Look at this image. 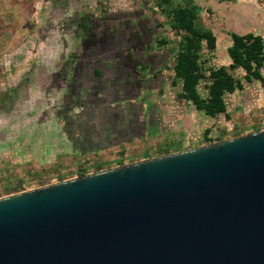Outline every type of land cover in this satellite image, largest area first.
I'll use <instances>...</instances> for the list:
<instances>
[{
	"label": "water",
	"instance_id": "obj_1",
	"mask_svg": "<svg viewBox=\"0 0 264 264\" xmlns=\"http://www.w3.org/2000/svg\"><path fill=\"white\" fill-rule=\"evenodd\" d=\"M0 264H264V131L1 198Z\"/></svg>",
	"mask_w": 264,
	"mask_h": 264
},
{
	"label": "crops",
	"instance_id": "obj_2",
	"mask_svg": "<svg viewBox=\"0 0 264 264\" xmlns=\"http://www.w3.org/2000/svg\"><path fill=\"white\" fill-rule=\"evenodd\" d=\"M12 1L17 10L20 8L21 10L27 11L29 14H31L30 10L33 11V9L30 7L31 0L30 2L29 0ZM92 1L96 2L97 0ZM118 1L120 4V12L124 8V5L127 6V9L129 10L128 13L131 14L129 20L131 24H133V26L135 24H139V22H141V24H149L147 28L148 30H146L148 42L146 44L145 40L144 44H146V46L149 45V50H151V52L147 49V51L145 50L142 56L133 55V58L131 59L133 62H136L134 64L136 67V72L138 70L144 72V75L140 80L143 81L142 84H148V88L143 91L142 94L135 98L119 97L117 95L112 96L111 98H108V96L103 97L102 93L104 92V90H107L108 88L112 89L111 87L113 86L117 89L125 91V87H121L125 84H129L134 81L132 80V71L125 62L126 58L122 53L113 54V56H107L106 54H110L112 50L111 47H109V52H103V54H100V40L97 39L94 42L93 39H86V46L92 44V46L95 47L96 51L94 53L89 52L85 54L83 53L82 49H80V47H76L74 51L69 52L68 55L66 54L60 60L59 58L53 59L54 65L58 64L59 67L60 65L66 64L67 66L65 69L64 77L63 75L60 78H58L57 75L53 77L55 81H58L59 79V81L63 80L64 82L62 83V85H59V87L57 86L56 89H54L55 93H60L61 95L63 94V92H65V90L72 92L80 90V92L78 91L80 94L76 93L72 97H70V100L72 101V110L70 115L72 117H75V119L76 117L81 119L83 116L86 115L85 112L89 114L87 110H94L95 114H98L99 116H103V114L114 115L116 118L115 124H117L120 123V119L122 118H131L133 110L137 109L138 107L143 112L144 132L142 134L141 132H139L138 134H131L128 136L123 132L125 130H122L120 126H115L114 124V127H108L105 125V122H103L101 126L98 125V128L103 129L104 134L108 132V135H110V138H108L107 142L108 145H100L94 147L91 150L88 149L86 150V152L78 155H95L106 151L111 152L117 148H128L134 144H138L139 142H145L148 140L149 134L151 132H154L155 129H157L158 125L166 122L167 118L172 119L170 120V125H174L175 127H177L179 131H176L178 133H180V131H186V133L190 136L191 134H193V131L205 127L207 128V130H205L206 135V132L209 129H214L216 125L214 126V124H205L203 126H195L194 120H199V117L201 118L202 122L208 121L210 119H216L207 117L203 113H200L196 110H192L191 112L189 111V109L187 110V106L190 105V103L185 101V99L181 97V83L178 85H173V74L171 71V67H173L174 65V51L169 49L173 46V44L171 43L168 47H159L156 43L159 39L162 38V36H167V38L172 39L171 41H173L174 39L171 38L170 34H168L169 23L166 14L162 13V10L164 8V5H160L162 0ZM170 1L174 5H192L200 10V24H202V26L206 29L213 31L218 37L219 46L215 52L216 63H218L217 59H219L220 56L219 50L221 44L224 42V40L217 31V27H222L224 29L225 36L227 38L226 42L228 43L226 47L227 51L225 54V59L227 60V63L225 65L223 64L220 66H228L231 63V60L228 56V48L230 44H232V33L243 35L253 32L255 34H260L264 37V29H260V25L264 24V7L261 6L259 0H233L232 2L231 0ZM35 2L36 10H34L31 14L30 21H32V24H36V26L32 28L34 30L32 31V34H30L31 36L27 40H25V44H23L24 42H21L23 41L22 35L20 36L19 40H7L9 37L5 36V32L0 35L2 38L0 39V63L4 65L7 60V57L13 55L12 69H9L8 72H2V74H4L5 76L3 80L0 81V93L12 87L10 86L11 81H16L15 84L17 82L19 83V80L21 81L22 77L24 76L21 71L24 70L20 71L19 64L30 60L32 56L31 51L33 50L30 41L36 39L39 29L41 28L42 24L45 23L44 16L46 14L45 12H47V4L49 0H36ZM226 3L228 6L226 5ZM10 4L11 0H0V24L2 23V19H5L7 14L9 13L10 10L8 9V7H10ZM234 6H238L236 8L238 10L233 12V14L231 15L230 9L232 10V7L234 8ZM226 17H228L229 20ZM27 22L29 21L26 20L25 24H27ZM119 25L121 26V24H118V26L116 25V28H119ZM134 27H136V25ZM16 40L21 42L20 47H22V49H25V46H28L30 48V52H26L27 57L24 59L21 58L22 56H20L19 54L21 53V51L19 52V49L13 54H9L6 52L8 46H12L17 43ZM118 40L119 39L117 38L116 41L119 43ZM107 41L110 42L109 39H107ZM135 41L136 40L134 38L131 43L135 44ZM152 50L155 52H152ZM1 69L2 68H0V72ZM126 73L129 75H127ZM57 74H59V72ZM123 76L124 78L123 80H121V77ZM127 80H129L130 82H128ZM52 85L55 87L56 84ZM232 95H235V93ZM230 96L231 95L227 96L228 101L230 100ZM177 107H180L181 109L184 108L182 114L177 113ZM117 112H120V116L116 115ZM96 128L95 132L97 133ZM181 136L184 137L183 134H181ZM165 140H167V138ZM209 143L213 142H209V140H206V142L200 143L194 147H189L185 149L182 148L181 151L196 148ZM166 148L173 149L175 147L166 146L161 150V152ZM149 158L153 157L148 156L139 160H134L131 163Z\"/></svg>",
	"mask_w": 264,
	"mask_h": 264
},
{
	"label": "flooded vegetation",
	"instance_id": "obj_3",
	"mask_svg": "<svg viewBox=\"0 0 264 264\" xmlns=\"http://www.w3.org/2000/svg\"><path fill=\"white\" fill-rule=\"evenodd\" d=\"M47 5L45 23L39 29L36 39L30 41L33 48L32 56L27 62L19 64L20 71L24 70L21 71L24 76L19 83L15 84L16 81H11L12 87L1 92L0 150L13 148L19 144L23 147L61 145L63 151L82 154L88 149L108 145L110 135L108 132L104 134L103 129L98 128V125L101 126L105 122L106 126L114 127L116 118L111 114L99 116L94 110H87L89 114L85 112L86 115L81 119L72 117L70 97L76 93L80 94V90L76 92L65 90L62 95L55 93L56 87L64 82L59 79L55 81L53 77L55 75L58 78L62 75L64 77L67 66L63 64L58 67V64L54 65L53 59L60 60L76 47H80L85 54L94 53L95 47L92 44L86 46L85 40L93 39L95 42L98 39L100 54L109 52L108 48L111 47V53L106 54L107 56L119 53L125 56V62L132 71V80H134L133 84L129 83L121 87H125V91L113 86L112 89L104 90L102 96L138 97L148 88V84H142L143 81L140 79L144 72L140 70L136 72L134 65L136 62L131 59L133 55L142 56L145 50H149V45L146 46L148 42L146 30L149 24L139 22L134 27L135 25L133 26L129 20L131 14L128 13L127 6L124 5V11L123 9L119 11L118 0H97L96 2L49 0ZM118 24L121 26L116 28ZM117 38L119 43L116 41ZM134 38L136 43L132 44ZM145 40L146 44H144ZM152 52L155 51L152 50ZM123 78L124 76L121 80ZM52 84H56L55 87ZM119 113L117 112L116 115L120 116ZM116 125L125 130L123 132L128 136L139 132L142 134L144 132L143 112L137 107L133 110L131 118H122Z\"/></svg>",
	"mask_w": 264,
	"mask_h": 264
},
{
	"label": "rangeland",
	"instance_id": "obj_4",
	"mask_svg": "<svg viewBox=\"0 0 264 264\" xmlns=\"http://www.w3.org/2000/svg\"><path fill=\"white\" fill-rule=\"evenodd\" d=\"M35 1L31 0L30 3L33 11L36 10ZM259 3L264 7V0H259ZM9 6L8 9L10 11L6 18L2 19V23L0 24V35L5 32V36L9 37L7 40H19L22 35L23 41L21 42L25 44V40L31 36L30 34L34 30L32 28L36 26V24H32V21H30L33 11L30 10L31 14H29L20 8L17 10L12 0ZM237 7L234 6L232 10L230 9L231 15L238 10L236 9ZM226 18L229 20L228 17ZM26 20L29 21L27 24H25ZM260 29H264V24L260 25ZM217 31L224 40L219 50L220 56L217 59L218 63L215 61L220 66L227 63L225 54L228 43L226 42L227 38L224 29L217 27ZM0 39H2L1 36ZM21 42L17 41L16 44L8 46L6 52L13 54L19 49V52L21 51L19 53L22 56L21 58H26V52H30V48L25 46V49H22L20 47ZM12 57L13 55L7 57L4 65L0 63V68L5 69H1L0 81L5 76L2 72H8L9 69H12ZM202 94L204 96L206 95L205 89L202 90ZM0 98H2L1 93ZM229 99L228 116L221 115L216 120L210 119L205 122H202L199 117V120H194L195 126H203L205 124L216 125L214 129H209L214 131L209 134V138L211 139H218L222 136L226 140L227 138L231 139L230 137L234 138L233 136L238 130L243 133L242 135L258 132L257 130L264 131V89L258 83L247 84L244 91L231 95ZM180 107H177L178 114H182L184 111V108L181 109ZM188 109L190 112L195 110L191 104L187 106ZM170 120L172 119L167 118L166 122L158 125L157 129L149 134V138L145 142H139L128 148L121 147L111 152L106 151L95 155H78L71 151H63L61 145L58 147H23L19 144L13 148L8 147L5 150H0V199L17 194L12 193L16 188H19V193H22L79 177L83 170L87 174H91L106 168L117 167L126 163L130 164L134 160L148 156H152L153 158L159 157L162 156L161 150L166 146L185 149L206 142L205 130L207 128H199L189 136L186 131H180L178 133L177 131L179 130L177 127L170 125ZM166 138L167 140H165Z\"/></svg>",
	"mask_w": 264,
	"mask_h": 264
},
{
	"label": "trees",
	"instance_id": "obj_5",
	"mask_svg": "<svg viewBox=\"0 0 264 264\" xmlns=\"http://www.w3.org/2000/svg\"><path fill=\"white\" fill-rule=\"evenodd\" d=\"M228 1V0H226ZM233 0H231L232 2ZM162 10L166 14L172 39L162 36L156 43L159 47L173 46L174 65L171 67L173 85H182L181 97L189 102L196 111L207 117L217 119L228 116V95L242 92L247 84L258 83L264 89V37L253 32L231 34L232 44L228 48L231 60L228 66L215 63V52L219 46L217 35L200 24V10L195 6L174 5L170 0H162ZM206 90V95L202 90ZM259 131V130H257ZM208 130L205 139L209 142L222 141L209 138ZM226 133V132H225ZM238 130L233 137L241 136ZM180 148H166L161 155L179 152ZM82 171L81 176L86 175ZM16 188L12 193H19ZM11 194V193H10Z\"/></svg>",
	"mask_w": 264,
	"mask_h": 264
},
{
	"label": "built area",
	"instance_id": "obj_6",
	"mask_svg": "<svg viewBox=\"0 0 264 264\" xmlns=\"http://www.w3.org/2000/svg\"><path fill=\"white\" fill-rule=\"evenodd\" d=\"M90 174V173H89Z\"/></svg>",
	"mask_w": 264,
	"mask_h": 264
}]
</instances>
